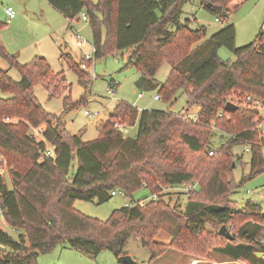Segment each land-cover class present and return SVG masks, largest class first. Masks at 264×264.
Instances as JSON below:
<instances>
[{
	"label": "trees",
	"instance_id": "1",
	"mask_svg": "<svg viewBox=\"0 0 264 264\" xmlns=\"http://www.w3.org/2000/svg\"><path fill=\"white\" fill-rule=\"evenodd\" d=\"M186 1L48 0L69 22L86 14L95 58L128 51L126 65L140 75L137 88L155 89L170 105L184 95L187 107L200 106L196 120L169 109L139 110L119 100L98 135L84 141L66 129L60 115L44 109L33 92L41 84L50 96L65 94L70 85L64 74L54 72L41 55L19 63L0 39V56L20 74L15 80L0 69V89L10 93L0 98V164L11 182L8 187L0 175V212L17 232L13 237L0 229V264H38L39 254L63 244L92 256L108 250L124 264L120 257L129 238L150 251L149 262L169 248L198 256L212 248L233 260L264 264V244L257 238L264 211L259 203L238 206L230 198L244 180L264 171L262 118L254 105L264 102V27L239 47L233 23L204 38V26L193 29L180 20ZM198 1L224 23L246 0ZM220 47L235 60L222 59ZM163 61L169 72L158 84L155 74ZM69 66L78 73L85 95L87 73L75 62ZM245 94L251 100L243 105L239 100ZM228 101L236 107L224 109ZM78 102L71 103L65 94L64 111ZM136 124L134 137L123 135L122 126ZM42 125L46 128L38 140L30 132ZM214 130L230 134L215 152L208 149ZM237 144L250 151L249 173L239 182L232 175ZM193 183L199 188L188 192L184 207L160 194L163 187ZM140 188L151 196L139 200L142 204L114 209L105 220L73 206L75 200L104 203L114 189L132 198ZM249 220L254 224L247 229ZM223 224L233 239L207 231V226ZM160 231L169 235L168 243L156 240ZM258 252L263 256L257 257Z\"/></svg>",
	"mask_w": 264,
	"mask_h": 264
},
{
	"label": "rangeland",
	"instance_id": "2",
	"mask_svg": "<svg viewBox=\"0 0 264 264\" xmlns=\"http://www.w3.org/2000/svg\"><path fill=\"white\" fill-rule=\"evenodd\" d=\"M4 7H12L15 11V17L8 22L4 14ZM216 18L217 15L204 8L198 0L186 1L182 5L180 20L188 23L193 29L204 26L206 29L204 38L219 31L226 23H233L236 30L235 45L239 47L253 41L260 27H264V0H246L229 14L228 20L224 23L217 21ZM0 23V39L9 53H13L17 49L20 50L21 53L17 60L19 63H26L33 58V54L43 56L54 72L64 74L67 83L70 85V89L65 94L70 96L71 103L78 102L81 96H84L81 103L79 101L64 111L63 97L65 94L50 96L43 85L35 84L33 86V92L44 109L60 115L66 129L72 133L82 134L81 138L85 140L96 137L99 127L119 100H124L142 109H169L173 112L186 114L187 112H195L188 110L192 109L191 107L194 105L187 107L184 95H180L170 105L162 99L155 98L157 95L155 89H137L136 81L140 75L135 67L126 65L128 51H119L115 54L95 58L92 29L88 22L82 20L81 13L69 22L67 18L52 8L47 0H0ZM76 34L80 36L76 37ZM77 40L82 42L81 46L76 45ZM7 47L13 52L9 51ZM59 48L62 51L65 49L67 55H62ZM87 55L92 58L90 62L83 59ZM218 55L224 60H235V56L225 47L219 48ZM70 61L79 64V68L87 73L89 85L85 95V87L80 82L76 70L70 68ZM80 63H84L86 68L82 69ZM7 67H9L8 62L0 57V68ZM168 72L169 64L167 61H163L155 74L158 84L165 81ZM9 74L15 80L20 79V74L14 67L10 68ZM109 88L112 91L108 92ZM139 93L141 96H138ZM247 95L249 94H245L240 100L236 98V100L245 105ZM9 96V92L0 89V98ZM260 104L259 101L255 102L254 105L259 107L260 114L263 115L260 128L264 132V102ZM86 111L90 113V116L86 114ZM42 128L43 125L33 128L30 133L36 139H42ZM121 130L124 136L134 137L137 134V126L135 125L122 126ZM229 138L230 134L214 130L208 141V149L215 152ZM232 151L236 161V164L232 162V166L234 164L232 175L234 180L239 182L244 175L249 173L250 151H246L244 144L233 146ZM261 153L264 158V145L261 147ZM0 175L6 185L10 187L8 172L2 164H0ZM198 188L196 183L163 187L160 194L171 205L184 207L188 192ZM150 196L151 192L148 189L140 188L132 194V198L124 194H116L104 203L75 200L73 205L75 209L88 216L105 220L114 209ZM230 198L236 201L238 206H243L249 201L254 203L258 201L264 211V171L244 180L242 185L230 195ZM253 224L254 221L249 220L247 229L251 228ZM220 227L221 225L207 226V231L218 234ZM0 229L13 237L17 235V232L5 221L1 212ZM235 232L236 230H234ZM257 238L264 244V224L261 225ZM156 240L168 243L169 235L160 231ZM63 245L56 246L50 252L39 254L38 264H118V258L108 250H102L92 256ZM125 250L126 254L130 255L138 264H249L242 260H233L212 248H209L204 256L169 248L163 255L149 262L151 253L142 246L137 238H129L126 241ZM256 256L262 257L263 255L258 252Z\"/></svg>",
	"mask_w": 264,
	"mask_h": 264
},
{
	"label": "built area",
	"instance_id": "3",
	"mask_svg": "<svg viewBox=\"0 0 264 264\" xmlns=\"http://www.w3.org/2000/svg\"><path fill=\"white\" fill-rule=\"evenodd\" d=\"M4 12H5V14H6V16H7V21H10L11 19H13L14 18V16H15V11L12 9V7H5L4 8ZM81 18H82V20L83 21H86L87 22V16H86V14L84 13V12H81ZM217 20V19H216ZM217 21H219V20H217ZM80 35L79 34H76V37H79ZM76 45L77 46H81L82 45V42L80 41V40H77L76 41ZM85 60H92V58H91V56H89V55H87L85 58H84ZM81 68H86V65L83 63L82 65H81ZM110 91H112V89L111 88H109L108 89V92H110ZM155 98L156 99H160V97H159V95H156L155 96ZM245 99L247 100V101H250L251 100V96L250 95H247L246 97H245ZM86 114H88L89 116H90V113H88L87 111H86ZM187 117H189V118H191V119H196L197 118V114L196 113H192V112H187ZM246 150L248 151V148H246ZM47 153L49 154L50 152L49 151H47ZM210 154H212V151H210L209 152ZM1 159V158H0ZM110 194L112 195V196H114V195H116V194H123V191L122 190H120V189H114V190H112L111 192H110ZM151 198H155V195H152V197ZM139 204H142L143 202L142 201H139L138 202ZM129 204H131V203H127L126 205H129Z\"/></svg>",
	"mask_w": 264,
	"mask_h": 264
},
{
	"label": "crops",
	"instance_id": "4",
	"mask_svg": "<svg viewBox=\"0 0 264 264\" xmlns=\"http://www.w3.org/2000/svg\"><path fill=\"white\" fill-rule=\"evenodd\" d=\"M47 2H48V0H47ZM48 4H49V2H48ZM50 5V4H49ZM51 6V5H50ZM52 7V6H51ZM5 8V7H4ZM53 8V7H52ZM4 14H5V12H4ZM61 14V13H60ZM5 16H6V14H5ZM15 17V16H14ZM6 20H7V16H6ZM12 20V19H11ZM69 21V20H68ZM8 22V21H7ZM70 26V25H69ZM7 49L9 50V51H11V52H13V50H11L10 48H8L7 47ZM59 50L61 51V54L62 55H66L67 53L65 52V49L62 51L60 48H59ZM15 52H13V53H11V54H15L16 56H17V60H18V58H19V56H20V50H14ZM36 54H33V57L35 56ZM1 57V56H0ZM30 57V56H29ZM29 59V58H28ZM31 60V59H30ZM29 60V61H30ZM29 61H27V62H29ZM25 63V62H24ZM23 64V63H22ZM8 66L9 67H7V68H0V69H2V70H6L7 71V73L9 74V70H10V68H12L9 64H8ZM18 71V70H17ZM19 73V72H18ZM10 75V74H9ZM11 76V75H10ZM136 88H137V86H136ZM138 89V88H137ZM138 96H141V93H139L138 94ZM117 103V102H116ZM115 103V104H116ZM115 104H114V106H115ZM114 106H113V108H114ZM112 108V109H113ZM192 109H188V110H190V111H192V110H194L195 112H193V113H196V112H198L199 111V109H200V106H197V105H194V106H192L191 107ZM138 109L139 110H142V108L141 107H138ZM185 110V109H184ZM112 111V110H111ZM110 111V112H111ZM110 112L108 113V115L106 116V118H105V120H104V122L101 124V126L99 127V129H98V131L96 132L97 134H96V136L98 135V133H99V131L101 130V128H102V126H103V124L105 123V121H106V119L108 118V116H109V114H110ZM261 118H262V120H263V115H261ZM261 123H262V121H261ZM261 123L259 124V126H261ZM135 126H137V124L135 125ZM45 129V126L43 125V128H42V132H43V130ZM261 129V128H260ZM69 131V130H68ZM42 132H41V134H42ZM70 132V131H69ZM72 133V132H71ZM82 133V132H81ZM72 134H76V135H78L80 138H81V135L82 134H80V133H72ZM82 140H84L85 141V139H83V138H81ZM246 148H248V146H246ZM247 151V150H246ZM255 203H259L258 201H256ZM260 204V203H259ZM245 205V204H244ZM74 206V205H73ZM170 237H169V241H170Z\"/></svg>",
	"mask_w": 264,
	"mask_h": 264
},
{
	"label": "water",
	"instance_id": "5",
	"mask_svg": "<svg viewBox=\"0 0 264 264\" xmlns=\"http://www.w3.org/2000/svg\"><path fill=\"white\" fill-rule=\"evenodd\" d=\"M235 107H236V105L234 103L228 101L225 103L224 109L231 110V109H234ZM233 166H234V164H233ZM218 233L227 239H233L234 238V236L231 234V232L229 231L228 227L225 224L221 225L220 229L218 230ZM121 261L124 264H137L136 261L128 254L122 255Z\"/></svg>",
	"mask_w": 264,
	"mask_h": 264
}]
</instances>
